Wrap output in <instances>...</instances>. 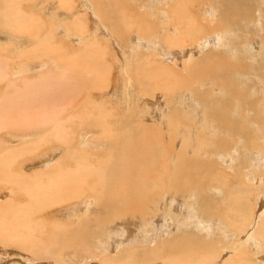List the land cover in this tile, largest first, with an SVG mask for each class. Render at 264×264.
Listing matches in <instances>:
<instances>
[{
  "label": "rangeland",
  "instance_id": "rangeland-1",
  "mask_svg": "<svg viewBox=\"0 0 264 264\" xmlns=\"http://www.w3.org/2000/svg\"><path fill=\"white\" fill-rule=\"evenodd\" d=\"M32 1H34V0H31V2ZM45 1L46 0H36L35 3H30V2L26 3L25 5L27 7H24V10L26 13L31 12L34 15H39L43 18L45 27H43V30H42V32H40V34H42V36L45 35L46 37H49L50 43L46 47H43V49H41V51L45 50V49L46 50L49 49L48 52L45 51V53H43L44 51L41 52L40 50H38L37 53H35L36 52L35 51V52H32V54H30V55H29L30 52L28 54L24 55V54H22L23 53L22 49L19 50L16 48H11L12 50H10V51L8 50L9 52L6 53V52H2V50L0 48V57L2 58V59H0V64L1 65L3 64L2 65L3 67L1 65L0 66L2 69H5L6 72L8 71V73H6V74H10L9 76H6V75L4 76V81H3V79L0 80L1 81L0 82V94L1 93L5 94V89L8 87L9 88L12 87L10 85H13V84H11L10 82H14L16 84L15 86H18L20 88L26 87L27 82H29V79H30V81H36V78H34V77H37V76H40V79L37 78V79H39L38 83H40L41 81L42 82L46 81L45 83L41 82L40 85L38 83H36L37 88L40 89L47 83V80H45L46 78L44 80H41V79H43V76H44V75H42V73L45 74L43 71H46V70L49 71L52 69L51 71L54 73V75H52L50 77L52 80L50 78H48V79H50V81L49 80L48 81L49 82L52 81L51 85H54V86L50 87L51 91L54 90L52 92L53 94L52 93L51 94L56 96V98H54V96H52V97L54 98L55 101L57 99L58 102L49 101V103H48L47 101H45L46 106L43 103L42 104L43 106L40 104L37 107L33 106L30 109H27L25 107L23 109V111L26 109L28 111H32L34 109V111H36V112L39 111L40 113H43L44 115H45V113L47 114V112H48L49 115H45V116L47 118L51 119V121H53V114L55 115L54 117L56 119H57L56 116L59 115L62 123H60V122H58V123H59V125L61 124L62 126L58 125L60 130L59 129H57V130L60 134L58 132L57 133L54 132L53 127L55 125V122L53 124L45 125L43 128L38 126L36 123H33V125L28 126V127L33 128V131H32L33 134L31 137H29V138L27 137L26 138L27 140L24 139L21 142L35 141L40 137L39 135H41L42 133L43 134L44 133H50V131L54 132V133H52V136H50L48 138L49 141L46 140L47 143L43 142L41 144V147L38 149L36 154H34L35 157L31 156L32 157L31 159L36 158L37 154L40 155L43 151L49 149L51 146H54V145L56 146L57 144H60V146L57 145V147H55V148L59 149L58 152L61 151V155L59 157H57V161L63 162V163L69 162L70 164H72V162L75 158H68V160H67L68 154L62 150V146H61L65 142H67L70 144L69 147H71V155H73L74 151H76V158L77 159L78 158H81V159L84 158L86 156V153H87L86 157H89V158L85 157L87 163L88 162L93 163V164H96L98 162L107 163L110 155H111L109 158L110 160L114 157V156H112L111 153H113V155H114L113 150L117 147V145L119 146V142L117 143V141H114V143H111V141H110L111 139L109 140V139L103 138L102 140H100L98 138H95L96 134L101 133L103 131L104 124H108V126H107V127H109L108 131L110 128L112 131H114V133H112V134L109 133L112 138H114V135L117 133L120 136H122V133H127V134L131 135L135 140H139V139L145 138L146 136H149L151 144H149L146 147L145 154L143 155L144 157H142L139 161L140 167H141V169L139 168V170L146 173L147 177L152 181H154V179H157V180L162 181V182H168L166 180V177H165L163 171L157 172V171H155V169L151 170V168L157 167V163L167 159L170 154H173L172 160L169 163L172 165L175 162L174 158L179 153L178 157L176 158L177 162L180 164L181 162L184 161L185 168L183 170L179 167V171L177 172V178L179 179L178 184H180L181 187L186 189V191L190 194V197L188 198V201H187V202H189L188 204H190V206L186 207V209L189 208V211H186V216L183 214L182 215L179 214L177 216V219H173V213L172 212L174 211V214H175L174 207L176 206L177 210H179V209L181 210V206H180L181 204L177 205V203H174L171 208L169 207V208H167V210H165V213L163 212V210L160 211V209L155 210L154 212H151V211L147 210V207L145 205L146 202L144 204L141 203V201L143 199H147L149 197L150 193H147V194L140 193L136 196L138 201L140 200L139 205H137V206H141V210L135 214L139 215L142 213V216H139L138 221L132 222V221H130V219L128 221H124V220H117L116 221L115 220V222L113 224H107L106 221H113L111 219V215L108 217L105 216V214H106L105 208L102 205H99L96 202H94V201L101 199L102 197L104 198L105 197L104 192L101 188L100 189L97 188V189H93V190L90 188V185L96 183L97 177L95 176V174H93L92 172H89V171H88L89 175H86L87 172L85 170H83L79 174V177L81 176V178L85 182V188H86L85 196H91L93 198V203L89 206V208H88L89 212H88V215L86 216V217H91L92 219L90 222H88L86 225H84V226H86V230L84 231V233L82 230L84 226L81 228L82 239L87 241L88 249L85 251H83V250L81 251L80 249L76 248V245L73 246L71 244H66V243L64 244V242H65L64 240H62L63 243H62V241L61 242L58 241V243L60 242L59 244H61L62 247L57 245L56 243H54L53 240H50V241L46 240V242L48 243V245L46 247L49 248V251L45 255H42L40 257H34V256H31L28 251L24 250L23 248L19 247L18 245H2V244H0V250H1L0 251V258H1L0 264H94V263L95 264L96 263L97 264H174V256L175 255L177 256V258H180L182 262L185 261L183 259H186V264H199V261L202 259L203 260L204 259L210 260L208 262V264H215L220 259L221 262L223 261L222 264H224V263L228 262L229 260L233 259V258H231V256H232L231 253H234V255L235 254L238 255L239 252H241L239 254V255H241V257L248 259V261L252 260V262H254L253 260H256L257 255H255L254 251L250 249L251 246L249 248L246 247V245H247V243L245 242L246 236L242 233L240 236L234 234L235 232H234L233 228L231 227V225L229 223H227V222H229V220L225 221V220L221 219L219 217V213L222 212V210L227 211L229 190H232L233 193L235 194L234 200H236L237 198L238 199H244L243 202L245 204H247L246 208L250 207L251 212L253 210V215L250 218V220L248 221V223L251 222V225L247 226V228H249V229L251 228L250 231L253 229L251 231L253 234H255L256 222L258 221L259 215H261L262 212H264V171L260 169L261 167H264V165H262V166L258 165L260 167L259 168L258 166L252 165L250 162V160L252 161V159L255 156L263 155L261 153H264V118L262 119V122L260 124H258V126H256V127L251 126V125H254L258 120L261 119V114L259 111L258 112L256 111L258 109L256 106H258L261 110L264 111V106H262V105H264L263 104L264 103V79L261 80L262 77H264V44H263L264 41L263 40L260 41L258 39L259 37L262 39L264 38V25H263L264 24V9H263L264 8V0H252V1L251 0H246V1L243 0V1H245V3L248 2L251 6H254L255 13L257 16L253 19L251 18V20L249 22L239 21L240 26L248 28L246 30V32H247L246 37L249 38V41H247V42H244L241 40V37L239 36V31H237L235 29H232L233 35L231 34V31H230V34L232 36H230L228 34L227 31H229V30H227L226 28L229 25V20L226 18L225 19H223V18L226 17L225 16V10L228 14H231V13H230L227 5L224 2H222V3L219 2L222 0H199V1L197 0L198 2L196 1L193 3L190 2L191 0H189V1H187V0H179V1L178 0L177 1L176 0H155V1L154 0H122V1L117 0L115 2V7H114L115 12L117 11V13H120L126 9L128 11V9H129L128 12L124 11L125 16L121 17L122 22L127 21L129 23H133L134 25L137 22L140 23L141 19L142 20L147 19V24H148V21L151 22V21L155 20L154 17H156V16L154 15L153 12L156 11V6H158V5L161 6L160 12L163 11L164 14H167L169 12L170 7H171L170 6L171 3L177 4L176 6L181 10L180 12L182 14H184V16H185L183 18H187L186 15L189 16V14H190V15H194V17L197 19V28L201 32L197 33L195 35V37H194L195 40L192 39V45H190V48L192 50L190 53L192 55L188 54L187 57L185 56V58H184L185 62L187 61L186 66H185V70L189 67L188 68L189 70L187 69V72L185 74L181 75L184 78V80L176 82L178 87L173 86V84H172L169 88H166L168 90L167 95L163 92H159L158 89L153 90L152 91V97H149V99H150L149 101L147 100V103H148L147 105L152 106L154 112H156L157 110H164V111H162L161 118H160V119H162V118L164 119L163 122H160V119H157L156 120L157 122L156 121L154 122L152 119H150V117L147 118L148 120L144 119L145 118L144 116L146 114L145 107L143 109H141L142 105H139V104H142L141 103L142 98L146 97L147 95H150V93H151V90L149 88H147V85L142 84V83L143 82L145 83L146 80H147L146 83H149V81H150V84H155V83H158L160 81V79H157V78H150L153 76L148 77V74L151 71L150 69H152L153 65H151L149 63H146V65L145 64L141 65V64L135 62L136 60L135 61L133 60V57L131 56L132 54L130 55V51L131 52L134 51L133 48L131 47L132 45L129 46L127 44L126 39L122 42L118 39H115V38L112 39L111 36L108 34L107 25L104 24L98 18H96L98 21H96L94 23L97 27L95 29H94V27H92L90 29V35H88L89 34L88 33L87 36L79 37L78 43H77L78 45L75 42H71L70 37H67V34H66V30H68L69 28L62 27V25H63L62 22L68 21V20L74 21L75 17H72L74 15H71V14L68 15L66 13H64V15H63V12L60 9H57L58 8V1L57 0H56V2L54 1V5H49ZM105 1H106V5L108 6L107 0H105ZM118 1L119 2L121 1V5H120V3L117 4ZM261 1H263V2H261ZM185 2H187V4H185ZM217 2H218V4H217ZM179 3H181V5ZM124 4L125 5L127 4V5L124 6ZM198 4L199 5L201 4V6H199ZM41 5H43V7L41 8V9H43V11L39 10V8H38ZM116 5H118V6H116ZM162 5H164V6L162 7ZM190 5L192 8L190 7ZM121 6H123V7H121ZM29 7H31L34 11ZM168 7H169V9H167ZM181 7H182V9H181ZM53 8L58 10L60 15H58V16L46 15ZM120 9H122V11ZM164 9H166V10H164ZM207 9L210 10L211 13L209 11H207ZM237 10H238V8H237ZM132 11H133V13H131ZM208 12L210 15L208 14ZM170 13L171 12L168 13V17L172 18V15L174 13H171L172 15ZM195 15H197V16H195ZM163 16L165 17L166 15H163ZM48 17H54V18L49 20ZM258 17H260V20ZM124 19H127V20H124ZM89 21L92 24L91 18H88V20H86L87 23H89ZM155 21L157 22V20H155ZM225 21H227V22H225ZM194 23H195V21L192 22V24H194ZM53 24H57L59 27L61 26L62 28H60V31H57L56 29H54L55 26ZM183 24H184V26H183ZM183 24H181L182 25L181 27L185 28L186 24L185 23H183ZM49 26H51V27L49 28ZM104 26H106V28ZM161 26H163V24L159 25V27H161ZM215 26H217L218 29L216 31H212V29H214ZM0 28H1L0 30H2V31H0V35H2V36L4 35L3 37H0L1 38L0 44H2V47L4 45H6V43H8V42H9L8 44H11L10 40H13L15 38L14 35H16V37L19 39H24V38H21V36L18 37L17 34L13 33V31L11 32L12 29H10V32H9V27H4V28L0 27ZM255 29H256V32H255ZM49 30L50 31L52 30L51 32L54 31L53 32L54 34L48 32ZM70 30L74 33V31L72 29H70ZM178 33H179L178 30L172 28L170 35L177 38L179 42L168 43L169 45L167 43L162 42L161 46L156 44L155 49H157L159 53L161 51H163V52H167L169 54H171V52H174V51H185V50L189 49L188 46H186L183 42H180L182 37ZM237 33H238V35H236ZM51 34H52V36H51ZM216 34L220 35L218 40L214 36ZM98 35L100 36V38H97ZM253 35L255 36V38H253ZM92 37H93V39H92ZM51 38L54 40L52 41ZM153 38H155V40H160L159 37H153ZM88 39L92 40V41L89 42ZM93 40L94 41L98 40L97 42H99V43H97V44H99L101 46V47H99V49H97L98 48L97 46L95 47V49L93 48L94 47V45L92 46ZM16 41L17 40L15 39L14 42L16 43ZM55 41H58L61 43L59 44L58 42H55ZM130 41L132 43H134L132 38H130ZM52 42L57 43V44H54V45H56L55 48H53V46L50 47V45H53ZM85 43H87L88 45L87 44L85 45ZM79 44H81V45H79ZM230 44L237 46L241 50L234 52V50H237V49L236 48L232 49ZM89 45L92 46L91 49H89L90 48ZM59 46H60V49H58ZM85 46H86V48H88V50H86V51H88V53L90 50H91V53H93V56L96 53L95 54L96 58H98V56L102 52L103 53L105 51L107 52V54H106V52L104 53V55L106 54L105 56L101 55L100 59H99V61L101 62V60H102L101 57L103 56V59L105 58V60H103L104 62H101V63L99 62V64H97L98 62L96 63V65L98 67V71H103V69L107 70V68L101 67V64L102 63L104 64L105 61H108L105 63L106 65H109L107 63L113 62L114 68L111 70V74H109V76H110L109 77L110 78L109 84L110 85L106 90H103L104 92L102 90H99V91L95 90L93 88L92 84H90L91 82L88 83V81L86 80V79H89L88 77H84V78H86L85 80L84 79H81V80L75 79V82L72 81L74 79L73 77L71 79H70V77H64V79H60V78L56 79L55 78L56 80L53 78L55 76V74L59 73L57 71H58V69L62 63L64 64V65H62V66H64V68L67 67V66H65V63H67V61L65 59L68 57V58H71L70 60H72L73 59L72 57H74V54H76L75 53L76 51L79 55H81V54L83 55V56H81L82 58H84V59L87 58L86 60H88L89 56H88V53L86 56V52L84 49ZM63 47H64V50H63ZM111 47L113 49L114 48L115 49L113 50ZM168 47H170V48H168ZM173 47H175V50L173 49ZM129 48H131V49H129ZM180 48H181V50H180ZM61 49H62V51H61ZM100 49H102L103 51L101 50L102 52L101 51L98 52V50H100ZM13 50L18 53V56L21 55V56H19V57H21V59L18 58V56L14 53ZM115 50H116V53H115ZM72 52H73V54H71ZM185 52L187 53L188 50ZM40 53L42 55L44 54L42 56L43 57L42 61H37L39 59L38 57H41V56H38V57L37 56H31V55H39ZM98 53H100V54H98ZM124 53H125V56H124ZM45 54L48 57L50 54L51 55L48 58ZM241 54H244V58H242ZM23 55L25 57H28V58H33L35 60V62L37 61L38 63H40L42 65L41 68H43V67L44 68L43 69L40 68V70H38V69L36 70V68H35L34 71H27V72L25 71L24 73H21L22 72L21 69L26 70V68H29V66L31 67V66L35 65V62L33 63L31 60H29L28 58H25ZM52 55H53V57H51ZM71 55H73V56L71 57ZM204 55L206 56L205 58H204ZM75 56H77V54ZM156 56L157 55L152 57V60H155ZM158 56L160 57V55H158ZM22 57H24V58H22ZM58 57H59V59H58ZM63 57H64V59H63ZM81 57H76V58H79V61H80ZM8 58H10V59H8ZM50 58H53V59H50ZM125 58H129L128 60H131V62H133L132 64L128 65L129 68H128V66H124V68H123V64L126 65V63H124L126 61ZM252 58H253V60H251ZM117 59H120L122 61L119 63V65L121 64L122 67L118 66ZM179 59H181V58H179ZM57 61H61V63H59V65H58ZM249 61H250V63H249ZM178 62H180V61H178ZM236 62H239L240 64L241 63L247 64V65L250 64L249 67H250V71H251V76L246 75V77L244 78V82L245 83L247 82V84H246L247 86L250 85L251 94L248 93V88L242 89L244 86H242L241 83L230 84L232 90H233V86L235 85L234 89L236 91V93H233V95H231V99H232L231 100L228 97L227 98L221 97L222 93L220 91H217V87H216L215 90L212 93H210L211 95L210 94H209L210 96L208 95L207 102H205V104L202 106L203 108L202 107L199 108L195 105L192 106V108L195 110L200 109L199 112L194 113L195 111L192 110V108L190 109L191 111L189 109H184L185 111L182 110V108H184V107H182L180 105V102H179V101H181L180 98L182 97V104L184 106L187 105V107L190 106V102L192 99V94L183 87L184 84H186L187 86L190 85L191 87H193V86L194 87L198 86L199 88L201 87L204 90L203 91L200 88L201 92L208 93L207 90H209L208 89L209 87L207 86L208 87L207 88L204 85L205 84L204 82H206V85L210 84L211 78H216V76H217L218 79L222 82H227V81L232 82V78H231V80L226 81V79L222 80V79H224L222 77L223 76L230 77L228 75H231V77H232L233 74H235L233 71V70H235V68L229 66V69L227 71H221L220 72L219 66H221L223 64H225V65L226 64H228V65L234 64ZM42 63H44V65ZM173 63H177V61L175 62V60H174ZM103 64H102V66H105ZM252 64H255V65H252ZM99 65L102 69H99ZM138 65H139V67H137ZM216 65H218V67ZM140 66H141V68H140ZM171 66H173V65H171ZM119 67H121V68H119ZM212 68H215V70L213 69V71H212ZM129 69H130V71H129ZM216 69H218V70H216ZM229 70H230V72H229ZM107 71H110V69ZM13 72H17V76L14 77L13 75H11ZM32 72H33V74H32ZM40 72H41V74H40ZM212 72H215V73L213 74ZM204 73L205 74L211 73V75H213V76L215 75V76L213 77L210 74H209V76L208 75L203 76ZM220 73H222V74H220ZM136 74L141 75L140 78ZM216 74H218V75H216ZM223 74H225V75H223ZM258 75H262V77H259ZM32 76H33V79H32ZM143 76H146L145 81H143L141 79V77L143 78ZM219 76H220V78H219ZM5 77H7V78H5ZM12 77H14V78H12ZM18 77H21V78L24 77L25 80H23V78L21 79ZM128 77L134 78V79H131L132 84L131 83L126 84L125 81H127L126 78H128ZM191 77L194 80L191 79ZM204 77H205V79H204ZM209 77H210V79H209ZM251 77H252V79H251ZM26 78L28 81H26ZM135 79H138V81ZM139 79L142 82H140ZM189 79H190L191 83H189V85H188L185 82ZM233 79L238 80V76L235 75ZM22 80H23V82H22ZM67 81H69V82H67ZM78 81L80 82V84ZM136 81L138 83H136ZM25 82H26V84H25ZM57 82L60 83L61 85L58 84ZM81 82H83V83H81ZM85 82H87V83H85ZM200 82H202L203 85ZM3 83H4V85H3ZM41 84H44V85L41 86ZM261 84H263V85H261ZM68 85L71 87H69ZM77 85H80L82 88L80 86L77 87ZM72 86H73L74 90L77 87V90H75V91H78V93H80L79 94L80 97L75 96V91L73 89H71ZM151 86H154V85H151ZM59 87L62 89H59V92H58ZM63 87L68 88V90L70 89L69 92L65 91L66 89H63ZM205 87H206V89H205ZM143 88L145 91L142 90ZM180 88H182V89H180ZM22 89H24V88H22ZM179 89H180V91L178 92V100L179 101H177V99L174 100L173 95ZM222 89H223V86H222ZM173 90L174 91L176 90V92H174ZM205 90H206V92H205ZM13 91H15V89L10 90L11 93ZM35 92H37V91H35ZM65 92H66V94H65ZM198 92L200 93V91H198ZM198 92H197V94H199ZM16 93H18L20 98L27 96L22 91H18ZM136 93H137V95H136ZM13 94H14V92H13ZM60 94H62V95H60ZM243 94L245 96H243ZM188 95H190V96H188ZM45 97L48 98L46 94H44L43 99ZM169 97H170V99H169ZM218 97L219 98L221 97L220 101L216 100ZM46 98H45V100H46ZM238 98H241L242 102L238 101ZM68 99L71 100V101H69V104H68L69 106L72 105L71 110L68 109L69 106L66 108L63 107L64 105H66L65 102H67ZM82 99L85 101H83ZM211 99L213 101H211ZM63 100H65V102ZM172 100H174V101L172 102ZM76 101L78 102L77 104H76ZM102 101H105V102L102 103ZM151 101L154 103H151ZM165 101H167V102L165 103ZM52 103H53V105H52ZM96 104L101 105L102 109H103V107H104V109L103 110L100 109L98 106H96ZM252 104H254L255 111H253L254 109L252 110L250 108V105H252ZM58 105H59V107H62V109L59 110ZM73 105H74V107H73ZM217 105L219 106V108L216 107ZM52 106H54V107L49 108ZM166 106H168V108ZM55 107H57L58 109ZM35 108H38V109L41 108V110H38V109L36 110ZM44 108H48V110L45 111L46 109H44ZM74 108H76V109H74ZM98 108H99V110H98ZM202 109H204V110H202ZM16 110H17V113L15 112L16 116L21 114L20 113L21 109H16ZM18 110H20V111H18ZM43 110L45 112H43ZM23 111H22V113H23ZM34 111H32V112H34ZM82 111H83V113H82ZM240 111H241V113L239 115ZM24 112H26V111H24ZM50 112L51 113L53 112V113L51 114ZM59 112H61L63 115L60 114ZM71 113H73V114H71ZM27 114L28 113L26 112V115ZM30 114H28V115H30ZM85 114H86V117L84 116ZM147 114H150L151 116L152 115L155 116V114L150 113L149 111H147ZM163 114H164V116H163ZM244 114H246L247 116L257 115V117H258L257 121L254 123H251V124H246L244 122V119H245ZM22 115H25V113H23ZM66 115H68L67 116L68 118L65 117ZM69 115L71 116V120L73 122L70 120ZM101 115H102V117H101ZM193 115H199V118H201V120L212 119V120H214L213 123H216V124L221 125V126L226 125L225 127L233 128V129H232V131H227L226 130L227 128H225L226 134H222L224 128L223 127H216L217 129L215 132H217V133L215 135H212L213 131H212V127L209 126L210 125V123H209L203 129L197 128L200 130H193V128L198 124V122L195 120L196 116H193ZM158 116H159V114H158ZM19 117L21 118V116H19ZM62 118L64 119L65 124H63L64 121H62ZM92 118H94V120L97 118L96 123L100 124L101 128L100 127H97V128L93 127L91 129L88 127V122L90 120H92ZM105 118H106V120H105ZM56 119H55V121H56ZM59 120L60 119L58 118V121ZM100 120H103V121H101V123H100ZM209 122H211V121H209ZM137 123H138V126H136ZM237 123H240V124H237ZM231 124H235V126L230 127ZM144 125H147L149 128H145ZM65 126H66V128L69 127L68 130L65 129ZM18 127H21V128H18L19 130L16 129V131L24 134L25 127H27V126L21 125ZM15 128H17V127L15 126ZM0 129L2 130V131H0V134H5V133H8L9 131L12 133L16 132V131H14V129L13 130H9V129L5 130V129H2L1 127H0ZM63 129H65V130L63 131ZM255 129H259V130L255 131ZM83 130H84L83 135H85V139H88L87 140L88 144L86 143L84 145L80 143V138H78V135L80 134V132H83ZM204 130H205V133H203ZM70 131H72L71 136L69 134ZM229 132H232V134H228ZM247 132L253 133V135L249 136ZM63 133H65V134H63ZM75 133H77V134H75ZM192 133H193V135H192ZM207 133H210L209 134L210 136ZM56 134L61 136V139ZM74 134H75V136H74ZM230 135H232L233 139L230 138ZM237 135L239 136V138H237V140L234 141V137ZM53 136H55V139H53ZM157 137L161 140V142H157V140H156ZM184 137H186V139H184ZM199 137H201V138H199ZM202 137H205V138H202ZM70 139L72 140L71 142H70ZM211 139L214 141V143H217V140L221 139L222 141H225L227 144L225 143L224 145L221 144V145L216 146L218 151H214L212 153H209V152L206 153V151L212 150L213 144L211 143ZM246 139H249L254 145H256L255 148H257L256 150L258 151V153L257 152L254 153V151H253L254 148L250 147L247 151H244V153L246 155L244 153H243V155L242 154L238 155L240 153L239 146H242V148H244V145L246 144V142H245ZM61 140H64V142ZM122 140H123V138H122ZM106 142L110 143V145L109 146L103 145ZM37 144H35V145L33 144L32 146L35 147ZM47 145H49V146H47ZM90 145H91V147H90ZM11 146L12 145L7 144V148L11 147ZM175 146L178 148L179 152L174 151ZM0 147H2L3 149H6L5 145H0ZM260 148H262L263 150ZM64 149L67 150V152H68V149L66 147H64ZM80 152H82V153L80 154ZM196 152L198 154H196ZM241 153H242V151H241ZM26 156H24L23 158H22V156H20L19 159L15 160V162H13L12 167H11L13 171L22 170V168L27 163H21L20 161H23V159H25ZM246 156L249 157V159H247V161L240 160V157L247 158ZM222 160L223 161L226 160L227 162L224 161V163H226V164H224L223 166H220ZM187 161H191V164H189ZM17 162H18L19 166H18V164H16ZM238 162H239V164H238ZM261 162H263V161L260 160L258 163L260 164ZM256 167H257V169H256ZM221 170H223L226 173V175H227L226 180L217 184L215 177L220 175ZM184 171H186L185 174H183ZM250 171H254L257 174L253 172L255 174V175H253ZM31 172H34V171L31 170ZM83 174L86 175L87 177L84 176ZM227 177H228V179H227ZM201 178H207L208 180L203 181V180H200ZM237 178H239L240 181L247 182L249 184V187L251 189L249 190V192L247 194L241 195L239 193V187H238V184L236 183ZM89 181H91V182H89ZM89 183H90V185H89ZM5 186H6L7 191L1 190L2 187H4V185L0 184V192L2 191L4 196L6 195V196H9V198L10 197L12 198L11 189H13V186L11 184H8ZM215 186H217V188H214ZM172 188H174V187H172L171 183H168L167 189L161 191L162 194H160L159 199L162 195H163V198L160 199V201L162 202V204H160V205L170 204V200L168 199L167 191L169 189H172ZM8 190L10 192H8ZM17 197H19V196H17ZM221 197L222 198L224 197V203L223 204H221V199H220ZM21 199L24 200V197H21ZM159 199L156 201H154V199H152L153 200L152 204H157ZM213 200L217 204V209L212 204ZM70 202H76L75 198L73 200H71ZM70 202L65 203V204L59 203L58 204L59 206L57 205V206H52V207L56 208V207L61 206L63 208L66 204L69 206L71 204ZM183 203H185V202H183ZM152 204H151V206H152ZM160 205H158V206L160 207ZM132 208L133 207L131 206L130 209L125 210L126 211L125 213L131 214ZM204 212H205V215H202V213H204ZM169 213L170 214L172 213V214L168 216L169 221L167 222L168 224L166 225V223H164L163 220H161V218L164 216V214H169ZM42 215L43 214H40V216H42ZM228 215L231 216V214H228ZM256 215H257V218H256ZM105 217H107V218L105 219ZM147 218H148V221L149 220L154 221V224H150L151 230L148 229V232L138 233L137 236L135 237L134 242L139 240L138 247L143 246V245H150V244L153 245L154 243H156V245L158 243H161V244L166 243L164 245L165 254H162V255L156 257L154 260H151L152 262L150 260H147V261H145V263H129L127 261H119L118 262L117 260L109 258L110 256L116 255V254H118L117 256H119L120 252L122 253L127 249V248H125V246L123 244L116 249V245L119 244L120 241H118L117 239L115 240L116 237H113L110 239L113 232H115L117 230V231H122V233H124V231H125L126 233L124 236L125 237L130 236L129 238L131 239L133 233L136 231V227H138L139 229H143V221H146ZM208 218H211V222L208 221L209 220ZM94 219L96 221H93ZM256 219H257V221H256ZM170 221H173V223L169 224ZM156 222H157V224H159V227H155ZM202 222H204V224H202ZM200 223L202 226L200 225ZM205 223H207V224H205ZM240 223H242V219L238 220V224H240ZM83 224H85V222H83V223L81 222L79 224V226H81ZM177 225H178V227H177ZM245 226L246 225L241 226V229L245 230L246 229ZM254 226H255V228H254ZM108 228H109V230H108ZM144 229H145V231H147L145 227H144ZM127 232H129V234H127ZM232 232H234V233L232 234ZM173 234H178V237L169 239V237ZM201 235H203V236H201ZM105 236H107V237H105ZM187 237H189V238H187ZM106 239H107V241L110 239L112 242L110 240H109V242H107ZM113 239L115 240L114 242H113ZM237 240H240V241H237ZM179 242H181V243H179ZM198 242H199V245L196 244ZM49 243L50 244L53 243L54 245H50ZM189 243H191V245ZM258 244H259V241H258ZM261 244H262V242H261ZM188 245H189V247H188ZM68 246H70V247H68ZM177 246H179L180 250L178 249ZM144 247L145 246H143V248ZM169 247L171 249H169ZM195 247H198V248H195ZM236 247H239V248H236ZM66 249H68V250H66ZM114 249L116 250L117 253L115 251H113ZM177 249L179 251H177ZM229 249H231V250H229ZM191 250H193V251H191ZM198 250H199V252H198ZM86 251H88V252H86ZM187 251H188V253H186ZM259 251H260V249H259ZM55 252L57 253V255ZM58 252L61 253L62 255L58 254ZM90 252H92V253H90ZM171 252H172V254H171ZM183 253H186L187 255L183 254ZM246 253H247V255H246ZM252 253H253V255H252ZM80 254H82V255L79 256ZM204 254H206V255H204ZM2 255H3V257H2ZM58 255H61V256H58ZM53 256H54V258H53ZM57 256H58V258H57ZM181 256H183V257H181ZM223 256H226V257L223 258ZM72 257H73V259H72ZM74 257L75 258L78 257V258H76V260H75ZM252 257H253V259H252ZM214 258H217V260H215ZM69 259H71V260H69ZM180 259H178V262H177L178 264H180ZM227 259H228V261H227ZM48 261H51V262H48ZM60 261H62V262H60ZM259 261H260V259H259ZM188 262H190V263H188Z\"/></svg>",
  "mask_w": 264,
  "mask_h": 264
},
{
  "label": "bare ground",
  "instance_id": "bare-ground-1",
  "mask_svg": "<svg viewBox=\"0 0 264 264\" xmlns=\"http://www.w3.org/2000/svg\"><path fill=\"white\" fill-rule=\"evenodd\" d=\"M54 1L56 2V0H46L45 2L47 4H49V5H54ZM57 1H58V8L57 9H60L63 12V15H64V13H66L68 15L69 14L74 15L72 17H75L74 21H69L68 20V21H63L62 22L63 23L62 27L69 28L68 30H66V34H67V37H70L71 40L70 39L69 40L71 42H75L77 44L79 37L87 36L88 33H89L88 35H90V29L92 27H94V29L97 27L94 23L96 21H98L96 19V18H98L104 24L107 25L108 34L111 36L112 39L115 38V39L120 40L121 42L126 39L127 44L129 46L132 45L131 47L133 48L134 51L133 52L130 51V55L132 54L131 56L133 57L134 61L136 60L135 62H137V63H139L141 65L142 64L146 65V63H149V64L153 65L152 69H150L151 71L149 70L150 72L148 74V77L149 76H153V77H150V78H157V79H160V81L158 83H155V84H150V81H149V83H146L147 82V80H146L145 83L144 82L142 83V84L147 85V88H149L151 90V93H150V95H147L146 97L142 98V102H141L142 104H139V105H142L141 109H143L145 107L146 114L144 116L145 117L144 119H147L148 117H150V119H152L154 122L157 119H160L162 111H164V110H157L156 112H154L152 106L147 105L148 104L147 100L149 101L150 100L149 97H152V91L153 90L158 89L159 92H163V93H165L167 95V91L168 90L166 88H169L172 84H173V86H177L176 82L184 80V78L181 75L185 74L187 72V69L189 68L188 67L185 70V66H186L187 61L185 62L184 58H185V56L187 57L188 54H191L190 52L192 50L190 48V45H192V39L195 40V38H194L195 35L197 33L201 32L197 28V19L194 17V15H190L188 13L189 16L186 15L187 18H183L185 16H184V14H182L180 12L181 10L176 6L177 4L176 3H171L170 4V6H171L170 9H169V7L167 8V9H169V12L174 13L173 14L174 16L170 13L172 15V18H171V17H168V13L169 12L167 14H164L163 11L160 12V7L161 6L158 5V6H156V11L153 12L154 15L156 16V17H154V19L157 20V22L155 20H153L151 22L148 21V24H147V19H144L145 21L141 19L140 23L137 22L134 25L133 23H129L127 21L122 22V18L121 17L125 16L124 11L128 12L129 9H128V11H127L126 8H125L126 10H124V11H122V9H120L122 11L120 13H117V11L116 12L114 11L115 2L117 0H107L108 6L106 5V1L105 0H57ZM121 1L120 2L118 1L117 4L120 3V5H121ZM187 1H189V0H187ZM196 1L197 0H191L190 2L193 3V2H196ZM245 1H243V0H222V1H219V2L220 3L224 2L227 5V7H228V9H229V11L231 13V14H228L226 12V10H225V16L226 17L223 18V19L226 18V19L229 20V25L226 28L227 30H229V31H227L228 34L230 36H232L233 35L232 34L233 33L232 29H235V30L239 31V36L241 37V40L244 41V42H247V41H249V38L246 37V34H247L246 30L248 28L240 26L239 25V21H244V22L247 21V22H249L251 20V18L253 19V18L257 17V16H256V13H255L254 6H251L248 2L245 3ZM29 2L30 3H35L36 0H34L32 2H31V0H0V27H3V28L4 27H9V32H10V29H12L11 32L13 31V33L17 34L18 37L21 36V38H24V39H19V38L16 37V35H14L15 38L13 40L9 39L11 44H8L9 43L8 42L3 47H2V44H0V48H1L2 52H6L7 53L10 50H12L11 48H16V49H19V50L22 49L23 50L22 54H24V55L28 54L30 52L29 53V55H30V54H32V52L36 51L35 53H37L38 50L41 51V49H43V47H46L50 43L49 37H46L44 35L45 33L43 34L44 36H42V34H40V32H42V30H43V27H45L43 18L41 16H39V15H34L31 12L30 13L29 12L28 13L25 12L24 7H27L25 4L29 3ZM261 2H263V1H261ZM179 4L181 5V3H179ZM185 4H187V2H185ZM217 4H218V2H217ZM126 5L124 4V6H126ZM116 6H118V5H116ZM163 6L164 5H162V7ZM199 6H201V4ZM42 7H43V5L39 6L38 7L39 10L43 11V9H41ZM121 7H123V6H121ZM190 7H191V5H190ZM29 8H31V7H29ZM237 8H238V10H237ZM181 9H182V7H181ZM164 10H166V9H164ZM207 11L210 12V10H208V9H207ZM209 12H208V14H209ZM131 13H133V11ZM46 15H50V16L56 15V16H58V15H60V13H59L58 10L53 8ZM163 15H166V16L164 17ZM195 16H197V15H195ZM48 18H49V20H51L54 17H48ZM88 18H91L92 24L90 23V21H89V23L86 22V20H88ZM258 18L260 20V17H258ZM124 20H127V19H124ZM193 21H195L194 24H192ZM225 22H227V21H225ZM183 23L186 24L185 28L181 27L182 26L181 24H183ZM161 24H163V26L159 27V25H161ZM53 25L55 26L54 29H56L57 31H60V28H62L61 26L59 27L57 24H53ZM183 26H184V24H183ZM50 27L51 26H49V28ZM104 27L106 28V26H104ZM172 28H174V29L179 31L178 34H180V36L182 37L180 42H183L189 48V49H187L188 50L187 53L185 52L187 50H185V51H174V52H171V54H169L167 52H163V51H161L159 53L158 50L155 49L156 44L161 46L162 42L167 43V44L168 43H177V42H179L177 38H175V37L170 35ZM70 29H72L74 31V33ZM217 29H218V27L215 26V28L212 29V31H216ZM0 31H2V30H0ZM51 31L49 30L48 32H50V33L54 32V31L53 32H51ZM230 31H231L232 35L230 34ZM255 32H256V29H255ZM236 35H238V33ZM3 36L0 35V37H3ZM51 36H52V34H51ZM214 36L218 40L220 35L216 34ZM153 37H159L160 40H155V38H153ZM97 38H100V36L98 35ZM130 38L133 39L134 43H132L130 41ZM253 38H255L254 35H253ZM15 39L17 40L16 43L14 42ZM92 39H93V37H92ZM258 39L260 41L261 40L264 41V38L262 39V38L259 37ZM53 40L54 39H52V41ZM90 41H92V40H89V42ZM97 41L93 40V43L91 42L92 46L94 45V47H93L94 49H95L96 46L98 47L97 49H99V47H101L99 44H97V43H99ZM55 42H58V41H55ZM55 42L54 43L52 42L53 45H50V47L53 46V48H55L56 45H54V44H57ZM58 43L60 44L61 42H58ZM86 44L87 43H85V45ZM79 45H81V44H79ZM89 46H90L89 49H91L92 46L91 45H89ZM230 46H231L232 49H235V48L237 49V50H234V52L241 50L235 45H231L230 44ZM170 47H168V48H170ZM58 49H60V46L58 47ZM84 49H85L86 56H87L88 51H86V50H88V48H86V46H85ZM129 49H131V48H129ZM173 49L175 50V47H173ZM48 50L45 49V50H42V51H44L43 53H45V51L48 52ZM63 50H64V47H63ZM101 50L102 49L98 50V52L101 51ZM180 50H181V48H180ZM61 51H62V49H61ZM14 53L18 56V53L16 51H14ZM75 53L77 54V56H75L76 54H74V57H72L73 55H71V57L73 58L72 60H70L71 58H68V57L65 59L67 61V63H65V62L64 63H65V66H67V67L64 68V66H62L64 64L62 63L61 66L59 67L58 71H57L59 73L55 74V76L53 78L54 79L55 78L56 79H58V78L64 79V77H70V79H71L73 77L74 79L72 81L75 82V79L76 80H81V79L85 80L86 78H84V77H88L89 79H86V80L88 81V83L91 82L90 84H92V86H93V88L95 90H98V91L99 90H102V91L106 90L109 87V85H110L109 84V81H110L109 74H111V70L114 68L113 62L112 63H107L109 65H106L105 63L108 62V61H105L104 64L102 63L105 66H102V64H101V67L107 68V70L110 69V71H107L106 69L105 70L103 69V71H98V67H97L96 63L98 62L97 64H99L100 56L104 55L103 52L101 54L98 53L100 55L98 56V58H96L95 57L96 53L93 56V53H91V50H90L89 53H88V56H89L88 60H86L87 58H85V59L82 58L81 56H83V55L82 54L79 55L77 53V51ZM115 53H116V50H115ZM71 54H73V52ZM106 54H107V52H106ZM43 55L40 53L39 55H31V56H37V57L41 56V57H38L39 59L37 61H42L43 60V57H42ZM50 55H49V57H50ZM155 55H157L155 60H152V57H154ZM158 55H160V57ZM19 56H21V55H19ZM19 56H18V58L21 59V57H19ZM124 56H125V53H124ZM241 56H242V58H244V54H241ZM24 57H22V58H24ZM51 57H53V55ZM76 57H81L80 61H79V58H76ZM205 57L206 56L204 55V58ZM25 58H28V57H25ZM101 58H102L101 62H104L103 60H105V58L103 59V56ZM129 58H125L126 61L125 62L123 61L124 63H126V65L123 64V68H124V66H128V65L133 63V62H131V60H128ZM179 58H181V59H179ZM0 59H2V58L0 57ZM8 59H10V58H8ZM28 59L31 60L33 63L35 62V60L33 58H28ZM50 59H53V58H50ZM58 59H59V57H58ZM63 59H64V57H63ZM174 60H175V62L177 61V63H173ZM251 60H253V58ZM37 61L35 62L34 66H31V67L29 66V68H26V70L21 69V71H22L21 73H24L25 71L26 72L27 71H34L35 68H36V70L37 69L40 70L42 65L40 63H38ZM178 61H180V62H178ZM57 62H58V65H59V63H61V61H57ZM120 62H122V61L120 59H117L118 66L122 67L121 64L119 65ZM249 63H250V61H249ZM42 64L44 65V63H42ZM171 65H173V66H171ZM249 65L250 64L247 65V64H244V63L240 64L239 62H236L234 64H229V65L228 64H226V65L223 64V65L219 66L220 72L221 71H227L229 69V66L235 68V70H233L235 74H233L232 77H231V75H228L230 77H225V76L222 77V78H224L222 80L226 79V81L227 80H231V78H232V82H228V81H227L228 83L227 82H222V81H220L218 79L217 76H216V78H211V83L210 84L206 85V82H204L205 83L204 85L206 87L207 86L209 87V88L207 87L209 89V90H207L208 93L201 92V89L203 90V88H201V87H200L201 89L198 86L197 87H194V86L191 87L189 85V83H191L190 79L187 80L185 83H187L189 86L184 84L183 87L192 94V99H191L189 107H187V105L184 106L182 104V97L180 98L181 101L178 100V92L182 88H180L177 92H176V90L175 91L173 90L174 92H176L173 95V98H174V100L177 99V101L180 102V105L182 107H184V108H182V110L185 111L184 109H189L190 110L192 108V106H194V105L199 107V108H201L205 104V102H207L208 95L210 93H212L215 90L216 87H217V91H220L222 93L221 97H225V98L228 97V98L231 99V95H233V93H236V91L234 89L235 85L233 86V90H232V88L230 86V84H236V83H241V85L244 86L242 89L248 88V93L251 94L250 85L247 86L246 85L247 82L246 83L244 82V78L246 77V75L247 76H249V75L251 76V71H250ZM252 65H255V64H252ZM1 66H0V80L3 79V81H4V76L5 75L9 76L10 74H6V73H8V71L6 72L5 69L1 68ZM216 66L218 67V65H216ZM101 67L99 65V69H102ZM121 67H119V68H121ZM137 67H139V65ZM43 68H41V69H43ZM128 68H129V66H128ZM140 68H141V66H140ZM213 69L215 70V68H212V71H213ZM51 70H49V71L46 70L47 72L42 70L45 74L42 73V75H44V76H43V79H41V80H44L46 78L45 80H47V83L45 85L41 84V86L42 85H44V86L42 88H40V89L37 88V86H36V83L39 82L40 76L36 75L37 77H34V78H36V81H30V79L28 78L29 82H27V86L25 85L26 82L24 84L26 87H21L20 88L18 86H15L16 84L14 82H10L11 84H13V85H10L12 87L6 88L5 89V94H3V93L0 94V115H1L0 117L2 118V119L0 118V127L2 129H5V130H8V129L9 130H13L14 129V131H16V129L21 128V127H18V126H21V125L22 126H27V127H25L24 134L20 133V132H17V131L15 133H12V132L9 131L8 133L0 134V140H1L0 141V145H5L6 146V149H3L2 147H0V184L4 185V187H2L1 190H3V191L6 190V186L5 185H8V184H11L13 186V189H11V191H12L11 194L12 195L10 194L12 196V198L11 197L9 198V196H6V195L4 196L3 192L2 191L0 192V244H2V245H18L19 247H21L24 250L28 251L29 254L31 256H34V257H40L42 255H45L49 251V248L46 247L48 245L46 240H49V241L53 240L54 243H56L57 245H59L61 247H62V245L59 244V243L62 240H64L65 241L64 244L65 243L66 244H71L73 246L76 245V248L80 249L81 251L82 250L83 251L87 250L88 249L87 241L82 239L81 228L84 225H86L88 222H90L91 219H92L91 217H86V216L88 215V212H89V209H88L89 206L93 203V198L91 196H85V191H86L85 182L83 181L81 176L79 177V174L83 170H85L87 172L86 175H89L88 174V171H89V172H92L93 174H95V176L97 177L96 183H94L92 185H90V183H89L90 188L92 190L93 189H97V188L98 189L101 188L103 190V192H104V196L105 197L104 198L102 197L101 199H99L97 201H94V202H96L99 205H102L105 208V213H106L105 216L108 217V216L111 215V219L113 221H106L107 224H113L115 222V220L116 221L117 220L128 221L130 219V221H132V222L138 221L139 220V216H142V213L139 214V215L135 214V213H138L141 210V206H137V205H139V201L140 200L138 201L136 196L138 194H140V193H142V194L150 193L149 197L147 199H143L141 201L142 204H144L146 202L145 205H146L148 211L154 212L155 210H159L160 209V211L163 210V212L165 213V210H167V208H169V207L171 208L174 203H177V205L181 204L180 205L181 206V210L180 209L177 210L176 206L174 207L175 214H174V211H173L172 212L173 213V219H177V216L179 214H181V215L183 214V215L186 216V211H189V208L186 209V207L190 206V204H188L189 202H187L188 198L190 197V194L186 191V189L182 188L181 185L178 184L179 179L177 178V172L179 171V167L181 169H183V170L185 168V164H184L183 160H182L183 162H181L180 164L177 162L176 158L178 157L179 153L174 158L175 162L172 165L169 164V163L172 160L173 154H170L167 159H165L164 161L158 162L157 163V167L151 168V170L155 169V171H157V172H162L163 171V173H164V175L166 177V180L168 182H162V181H159L157 179H154V181H152V180H150L147 177L146 173H144V172L139 170V168L141 169L139 161H140V159L142 157H144L143 155L145 154L146 147L149 144H151L149 136H146L145 138H142V139H139V140H135L131 135H129L127 133H122V136H120L117 133L115 135L113 134L114 138H112L109 133L112 134V133H114V131H112L111 128L108 131V128H109V127H107L108 124H104L103 131L101 133L96 134L95 138H98L100 140H102L103 138H106V139H109V140L111 139L110 140L111 143H114V141H117V143L119 142V146L117 145V147L113 150L114 155H113V153H111L112 156H114V157L110 160L109 159L110 156H111L110 155L109 158H108V162L107 163H105V162H98L96 164H93V163H90V162L87 163L86 158H89V157H86L87 153H86V156H85L86 158L84 157L82 159L81 158L77 159L76 158V151H74L73 155H71V147H69L70 144L67 143V142H65L61 146H62V150L65 153L68 154L67 155V160H68V158H75L73 160L72 164H70L69 162L63 163V162L57 161V157H59L61 155V151L58 152L59 149L55 148V147H57V145L60 146V144H57L56 146L55 145L51 146L49 149L43 151L40 155L37 154L36 158L31 159L32 158L31 156H34V154H36L38 149L41 147V144L43 142L47 143V141H49L48 138L50 136H52V133H54V132L57 133L58 132L57 129L60 130V128L58 127V125H59L58 122L62 123L61 122V118H60L59 115H58L59 117L56 116L57 117V119H56L54 117L55 115L53 114V121H51V119H49V118H47L45 116V115H49L48 112H47V114L45 113V115H44L43 113H40L39 111L38 112L34 111V109L32 110L34 112L27 110V109L32 108L33 106L37 107L40 104L41 105L43 103L45 104V101H47L48 103H49V101H52V102L55 101L54 98H56V96L52 95L53 94L52 92L54 90L51 91V88H50L51 86H54V85H51L52 81L49 82L50 79H51L50 77L52 75H54V73ZM216 70H218V69H216ZM129 71H130V69H129ZM229 72H230V70H229ZM212 73L214 74L215 72H212ZM32 74H33V72H32ZM40 74H41V72H40ZM209 74L211 75V73H209ZM209 74H205L204 73L203 76H205V75L209 76ZM220 74H222V73H220ZM11 75H13L14 77L17 76V72H13ZM136 75H138L139 78L141 76L139 74H136ZM216 75H218V74H216ZM223 75H225V74H223ZM235 75L238 76V80H234L233 79ZM211 76H213V75H211ZM258 76L262 77V75H258ZM14 77H12V78H14ZM5 78H7V77H5ZM18 78H21V77H18ZM22 78H23V80H25L24 77H22ZM37 78H39V79H37ZM48 78H50V79H48ZM145 78H146V76H143V78L141 77V79L143 81H145ZM219 78H220V76H219ZM32 79H33V76H32ZM131 79H134V78L133 77L126 78V80H127V81H125L126 84H130L131 83ZM191 79H193V78L191 77ZM204 79H205V77H204ZM209 79H210V77H209ZM251 79H252V77H251ZM263 79H264V77H262L261 80H263ZM23 80H22V82H23ZM135 80L138 81V79H135ZM26 81H28L27 78H26ZM69 81H67V82H69ZM137 81H136V83H138ZM45 82L46 81H44L42 83H45ZM140 82H142V81L140 80ZM40 83H38V84L40 85ZM81 83H83V82H81ZM85 83H87V82H85ZM200 83L202 84V82H200ZM58 84H60V83H58ZM79 84H80V82H79ZM3 85H4V83H3ZM151 85H154V86H151ZM261 85H263V84H261ZM78 86H80V85H77V87ZM222 86H223V89H222ZM69 87H71V86H69ZM77 87H76L75 90H77ZM206 87H205V89H206ZM22 88H24V89H22ZM12 89H15L16 92L22 91L27 96H24V97L20 98L18 93H16L15 91H13L14 94H13V92L12 93L10 92V90H12ZM59 89H62V88L59 87L58 88V92H59ZM63 89H66L65 91H68V92L70 90V89L68 90V88H66V87L65 88L63 87ZM71 89H73V86H72ZM142 90H144V88ZM35 91H37V92H35ZM198 91H200V93ZM197 92L199 94H197ZM205 92H206V90H205ZM44 94H46L47 97H48V98L45 97L46 100H45V98L43 99ZM65 94H66V92H65ZM79 94L80 93H78V91H75V96H77V97L79 96L80 97ZM60 95H62V94H60ZM136 95H137V93H136ZM52 96H54V98ZM188 96H190V95H188ZM243 96H245V95L243 94ZM220 98L218 97L216 100L220 101ZM169 99H170V97H169ZM174 100H172V102ZM63 101L65 102V100H63ZM69 101H71V100L68 99L67 102H65L66 105L63 106L64 108L69 106L68 105ZM77 101H76V104L78 103ZM83 101H85V100H83ZM167 101H165V103ZM211 101H213V100L211 99ZM238 101L242 102V99L238 98ZM55 102H58L57 99H56ZM103 102H105V101H102V103ZM151 103H154V102L151 101ZM52 105H53V103H52ZM45 106H46V104H45ZM71 106L72 105H70L68 107V109L71 110ZM96 106H98L100 109H102L101 105L96 104ZM262 106H264V105H262ZM25 107L27 109L24 110V111H26L28 114L31 113L30 115H28V114L26 115V112L23 111V109ZM53 107L54 106L49 107V108H53ZM58 107H59V105H58ZM73 107H74V105H73ZM166 107L168 108V106H166ZM216 107L219 108L218 105ZM256 107L258 108L256 111L257 112L259 111L260 114H261V119L260 120L257 121V118H258L257 115H254V116L253 115H249V116H247L246 114H244V118H245L244 122L246 124H251V123H254V122L257 121L255 123L256 125L255 124L251 125V126H254V127L258 126V124H260L262 122V119L264 118V111L261 110L258 106H256ZM55 108H57V107H55ZM99 108H98V110H99ZM250 108L253 110L254 109V104L250 105ZM16 109H21V112H20L21 114H19L18 116H16V114H15V112L17 113ZM35 109L37 110L38 108H35ZM44 109H46L45 111L48 110V108H44ZM60 109H62V107H59V110ZM74 109H76V108H74ZM103 109H104V107H103ZM38 110H41V108L38 109ZM192 110L195 111V112L193 111L194 113H197V112L200 111V109H196L195 110L193 108H192ZM202 110H204V109H202ZM18 111H20V110H18ZM22 111H23V113H25V115H22L23 114ZM45 111L43 110V112H45ZM147 111H149L150 113L155 114V116H153V115L151 116L150 114H147ZM253 111H255V109ZM59 113L62 114L61 112H59ZM82 113H83V111H82ZM240 113H241V111L239 112V115H240ZM71 114H73V113H71ZM158 114H159V116H158ZM19 116H21V118ZM67 116L68 115H66L65 117H67ZM84 116L86 117V114ZM163 116H164V114H163ZM193 116H196L195 120L198 122V124L193 128V130L203 129L209 123H210L209 126L212 127V131H213L212 135H215L217 133V132H215L216 129H217L216 127H223L224 128L222 134H226L225 128H227L226 129L227 131H232V129H233V128L225 127L226 125H222L221 126V125H218L216 123H213L214 120H212V119H210V120L209 119L201 120V118H199V115H193ZM101 117H102V115H101ZM58 118L60 119L59 121H58ZM55 119H56V121H55ZM96 119L94 120V118H92V120H90L88 122V127L89 128H91V129L93 127H95V128L100 127L101 128V125L96 123L97 122ZM70 120H71V116H70ZM105 120H106V118H105ZM163 120H164L163 118L160 119V122H163ZM62 121H64L63 118H62ZM101 121H103V120H100V123H101ZM209 121H211V122H209ZM54 122H55V125L53 127L54 132H51L49 130L50 133H44V134L42 133L41 135H39L40 137L37 140H35V141L21 142L24 139H26L27 137L28 138L31 137L32 134H33V132H32L33 128L32 127H28V126L33 125V123H36L38 126L43 128L45 125L53 124ZM63 124H65V121H64ZM237 124H240V123H237ZM15 126L17 128H15ZM59 126H62V125L60 124ZM136 126H138V123L136 124ZM232 126H235V124H231L230 127H232ZM144 127L145 128H149L147 125H144ZM68 128H66V126H65V129L68 130ZM197 128H200V129H197ZM65 129H63V131ZM258 130L259 129H255V131H258ZM0 131H2V130L0 129ZM71 133H72V131H70V133H69L70 136L72 135ZM203 133H205V130H204ZM63 134H65V133H63ZM75 134H77V133H75ZM75 134H74V136H75ZM83 134H84V130H83V132H80V134L78 135V138H80V143L83 144V145L86 144V143L88 144V142H87L88 139H85V135H83ZM207 134L209 135L210 133H207ZM228 134H232V132H229ZM56 135L58 137H60V139H61V136H59L58 134H56ZM192 135H193V133H192ZM248 135L251 136V135H253V133H248ZM122 138H123V140H122ZM199 138H201V137H199ZM202 138H205V137H202ZM230 138L233 139L232 135H230ZM237 138H239L238 135L234 137V141L237 140ZM53 139H55V136H53ZM71 139H70V142L73 140V139L72 140ZM184 139H186V137H184ZM156 140H157V142H161V140L158 137L156 138ZM61 141L64 142V140H61ZM245 142H246V144L244 145V148H242V146H239L240 153L238 155H240V154L243 155L244 151H247L250 147L254 148V150H253L254 153H256V152L258 153V151L256 150L257 148H255L256 145H254L249 139H246ZM211 143L213 144L212 145V150L211 151H206V153L207 152L212 153L214 151H218L216 146L221 145V144L224 145L226 142L222 141L220 139V140H217V143H214V141L211 139ZM7 144L8 145H12V146L7 148ZM33 144L34 145L37 144V145L35 147H33L32 146ZM103 145H105V146L108 145L109 146L110 143L106 142ZM47 146H49V145H47ZM64 147H66L68 149V152H67V150L64 149ZM90 147H91V145H90ZM174 149H175L174 151L179 152L178 148L176 146H175ZM260 149H262V148H260ZM241 151H242V153H241ZM81 153L82 152H80V154ZM196 154H198V153L196 152ZM261 154H263V155L255 156L252 159V161L250 160L252 165H254V166H258V165L262 166V165H264V153H261ZM20 156H22V158L24 156H26L25 159H23V161H20V162L21 163H27V164L22 168V170L13 171L12 168H11L12 164H13V162H15V160L19 159ZM247 159H249V157H247V158L240 157V160L247 161ZM260 160L263 161V162H261L259 164L258 162ZM224 161L227 162L226 160H224ZM224 161L223 160L221 161V165L220 166H223L224 164H226V163H224ZM18 162L16 164H18ZM187 162L189 164H191V161H187ZM239 162H238V164H239ZM18 166H19V164H18ZM256 169H257V167H256ZM260 169L264 171V167H261ZM31 170H33L34 172H31ZM250 172L253 175H255L254 173H256L254 171H250ZM185 173H186V171L183 172V174H185ZM86 175H84V176H86ZM226 176H227L226 173L223 170H221L220 175L215 177L217 184L220 183V182L225 181L226 180ZM227 179H228V177H227ZM200 180L207 181L208 179L207 178H201ZM89 182H91V181H89ZM168 183H171L172 187H174V188L169 189L167 191L168 199L170 200V204L171 205L170 204L160 205V204H162L160 199L163 198V195L160 197V199H159V196H160V194H162L161 191L167 189ZM236 183L238 184L239 193L241 195L247 194L249 192V190L251 189L247 182L240 181L239 178H237V182ZM214 188H217V186H215ZM8 192H10V191L8 190ZM17 196H19V197H17ZM21 197H24V200L21 199ZM234 197H235V194L233 193V191L229 190L227 211L222 210V212L219 213V217L221 219L225 220V221L229 220V222H227V223H229L231 225V227L233 228V230L235 232V233L232 232V234L234 233V234L240 236L241 233H242V234H244L246 236V238H245V240H246L245 242L247 243L246 247L249 248L251 246L250 249L254 251L255 255H257V258H256V260H253L254 262H252V260L248 261V259H245V258L241 257V255H239L241 252H239L238 255L237 254L234 255V253H231L232 256L231 255L230 256L233 259H231L229 261L227 259L228 262H226L224 264H261V263L264 264V212H262V214L259 215L258 221L256 219V221H257L256 222V228L254 226L255 234H253L251 232L253 229L250 231L251 228L250 229L247 228L248 225H251V222L248 223V221L250 220V218L253 215V210L251 212L250 207L246 208L247 204H245L243 202L244 199H238L237 198L236 200H234ZM74 198H75L76 202H70ZM152 199H154V201L159 199V201H158L157 204H152V202H153ZM220 199H221V204H223L224 203V197L223 198L221 197ZM214 200L212 201V204L217 209V204L215 203L216 200L215 201ZM68 202H70L71 204L69 206L66 204L63 208L61 206L60 207H56V208L52 207V206H57L59 203L60 204H65V203H68ZM183 202H185V203H183ZM151 204H152V206H151ZM158 205H160V207ZM131 206L133 207L131 214L125 213L126 212L125 210L130 209ZM40 214H43V215L40 216ZM171 214L170 213L169 214H164V216L161 218V220H163V222L166 223V225L168 224L167 222L169 221L168 216L171 215ZM228 214H231V216H229ZM202 215H205V212L202 213ZM107 217H105V219ZM256 218H257V215H256ZM208 219H209L208 221L211 222V218H208ZM239 219H242V223H240V224H238V220ZM93 221H96V220L94 219ZM81 222L82 223L85 222V224L79 226V224ZM172 223H173V221L169 222V224H172ZM150 224H154V221L153 220H149L148 221V218H147L146 221H143V229H139L138 227H136V231L133 233L131 239L129 238L130 236L129 237L128 236H126V237L124 236L125 233H126L125 231H124V233H122V231H117V230L115 232H113V234L111 235L110 239L113 238V237H116L115 240L117 239L118 241H120L119 244L116 245V249L118 247H120L122 244L127 249L124 252H122V253L119 251L120 252L119 256H117L118 254H116V255L110 256L109 258L117 260L118 262L119 261H127L129 263H145V261H147V260L151 261V260H154L156 257H158V256H160L162 254H165L164 245L166 243H162V244L158 243L157 245H156V243H154L153 245L152 244L143 245V246H145L143 248V246L138 247L139 240L134 242L135 237L137 236L138 233L148 232V229L151 230V225ZM202 224H204V222H202ZM205 224H207V223H205ZM200 225H201V223H200ZM244 225H246L245 226L246 229L242 230L241 226H244ZM144 227L146 228L147 231H145ZM155 227H159V224H157V222H156V226ZM177 227H178V225H177ZM82 230H83V233H84V231L86 230V226H84ZM108 230H109V228H108ZM127 234H129V232H127ZM201 236H203V235H201ZM105 237H107V236H105ZM177 237H178V234H173V235H171L169 237V239L177 238ZM187 238H189V237H187ZM109 240L107 241V239H106L107 242H109ZM115 240L113 239V242ZM58 241H60V242L58 243ZM237 241H240V240H237ZM258 241H259L260 245L258 244ZM261 242H262V244H261ZM62 243H63V241H62ZM179 243H181V242H179ZM189 244L191 245V243H189ZM196 244L199 245V242L196 243ZM50 245H54V244L51 243ZM68 247H70V246H68ZM177 247L179 249V246H177ZM188 247H189V245H188ZM195 248H198V247H195ZM236 248H239V247H236ZM169 249H171V248L169 247ZM178 249H177V251L180 250V249L179 250ZM231 249H229V250H231ZM259 249H260V251H259ZM66 250H68V249H66ZM113 251L116 252L115 249ZM191 251H193V250H191ZM86 252H88V251H86ZM198 252H199V250H198ZM90 253H92V252H90ZM186 253H188V251ZM186 253H183V254H186ZM247 253H246V255H247ZM58 254H61V253L58 252ZM171 254H172V252H171ZM206 254H204V255H206ZM56 255H57V253H56ZM61 255H58V256H61ZM81 255L82 254H80L79 256H81ZM252 255H253V253H252ZM58 256H57V258H58ZM2 257H3V255H2ZM181 257H183V256H181ZM225 257L226 256H223V258H225ZM53 258H54V256H53ZM76 258H78V257H76ZM76 258H75V260H76ZM72 259H73V257H72ZM178 259H180V258H177V256L175 255L174 256V264H178L177 263ZM214 259L217 260V258H214ZM252 259H253V257H252ZM259 259H260V261H259ZM69 260H71V259H69ZM183 260H185V261L182 262L181 259H180V264H186V259H183ZM209 261L210 260H205V259L203 260L202 259V260L199 261V264H208ZM48 262H51V261H48ZM60 262H62V261H60ZM222 262L219 259V261L216 262L215 264H222ZM188 263H190V262H188Z\"/></svg>",
  "mask_w": 264,
  "mask_h": 264
}]
</instances>
